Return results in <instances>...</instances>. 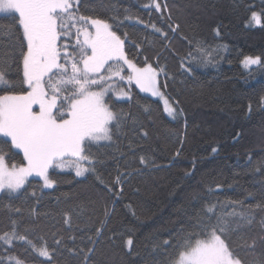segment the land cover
<instances>
[{"label":"trees","instance_id":"16d2710c","mask_svg":"<svg viewBox=\"0 0 264 264\" xmlns=\"http://www.w3.org/2000/svg\"><path fill=\"white\" fill-rule=\"evenodd\" d=\"M157 2L159 11L152 0L76 7L107 20L129 59L157 71L180 114L169 117L135 84L131 99L112 98L121 122L111 142L86 149L94 170L77 177L52 169L53 188L30 178L26 191L0 194V234L30 241L0 245L4 264L17 256L27 264H172L199 220L223 223L241 264H264V23L251 20L253 12L264 20V0ZM21 35L17 15L0 14V67L10 85L0 93L19 90ZM245 57L261 64L245 69Z\"/></svg>","mask_w":264,"mask_h":264},{"label":"snow or ice","instance_id":"6c2138e0","mask_svg":"<svg viewBox=\"0 0 264 264\" xmlns=\"http://www.w3.org/2000/svg\"><path fill=\"white\" fill-rule=\"evenodd\" d=\"M78 3L0 0V13L16 14L22 30L19 90L0 93V194L26 191L25 185L33 176L42 180L44 188H53L50 169L74 168L77 177L94 170L86 149L111 142L121 122L113 96L131 99L129 92L117 87V81L160 95L156 70L150 65L137 66L126 55L125 41L113 26L105 19L79 15ZM152 6L160 10L157 0H152ZM261 16L253 12L251 20L264 23ZM242 64L259 65L261 59L245 57ZM0 85L10 86L2 67ZM166 111L175 119L181 110L169 105ZM19 153L23 161L16 163ZM85 161L88 166H84ZM226 231L220 221L204 224L199 220L194 231L181 237L183 250L178 264H241L222 238ZM16 241L30 243L15 230L0 234V245L10 248ZM132 243L131 239L126 241L129 246ZM31 246L40 257L53 259L46 245ZM0 264L4 262L0 260ZM8 264H23L22 258L17 256Z\"/></svg>","mask_w":264,"mask_h":264},{"label":"rangeland","instance_id":"374dc122","mask_svg":"<svg viewBox=\"0 0 264 264\" xmlns=\"http://www.w3.org/2000/svg\"><path fill=\"white\" fill-rule=\"evenodd\" d=\"M0 14H13V13H0ZM79 14V13H78ZM80 15V14H79ZM75 30L73 29V32H74ZM73 43H74V41H73ZM253 58H255V57H253ZM242 64V63H241ZM242 66H243V68H245V69H249L250 67H252V66H254V65H250V66H248V67H245L243 64H242ZM157 72V71H156ZM157 81H158V73H157ZM134 84V83H133ZM132 85V84H131ZM131 85H129V84H127L126 82H124V81H117V87L118 88H122L123 90H125V91H127V92H129V94H130V86ZM0 86H2V85H0ZM158 90H159V93H160V95H157V96H154V97H157L161 102H162V104H163V107H164V110H165V113L168 115V113H167V111H166V108L169 106V105H171V106H174L173 105V103L167 98V96L160 90V88H159V84H158ZM148 94H150V95H152L151 93H149V92H147ZM153 96V95H152ZM113 98H115V96H113ZM116 99V98H115ZM127 98H121V99H116V100H126ZM165 100H167L168 101V104L166 105L165 103H164V101ZM175 107V106H174ZM169 116V115H168ZM169 117H171V116H169ZM172 118V117H171ZM105 143H108V142H101L100 144H105ZM95 145H99V144H95ZM83 164H84V166H88V162L87 161H85V162H83ZM52 169H50L49 170V172L51 171ZM54 170H58V171H72V172H74L75 173V170H74V168H65L64 170H60V169H54ZM30 178H38L40 181H41V183H42V186H43V182H42V180L39 178V177H35V176H33V177H29V179ZM44 188V187H43ZM45 189H50V188H45ZM8 233V232H7ZM15 258H13V257H9V258H6V261L7 262H9V260H14ZM178 259H179V256L175 259V261H173L172 262V264H178ZM23 264H27V263H24L23 262Z\"/></svg>","mask_w":264,"mask_h":264}]
</instances>
